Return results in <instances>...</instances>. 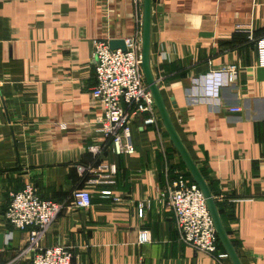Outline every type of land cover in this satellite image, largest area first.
Masks as SVG:
<instances>
[{
    "label": "crops",
    "instance_id": "1",
    "mask_svg": "<svg viewBox=\"0 0 264 264\" xmlns=\"http://www.w3.org/2000/svg\"><path fill=\"white\" fill-rule=\"evenodd\" d=\"M142 3L0 0V210L27 183L62 203L42 244L71 247L80 264H232L228 255L211 257L180 241L172 211L159 201L176 171L188 172L161 118L156 125H143L141 116L130 121L132 154L111 153L99 131L92 41L141 34ZM261 34L264 0H151L152 75L241 264H264ZM230 65L236 78L224 75L217 95H207L205 74ZM95 142L106 147L103 161L116 165L114 184H89L76 167L95 166L87 151ZM79 188L91 194L86 209L73 206ZM108 188L119 201L101 194ZM140 229L150 242L137 243ZM0 237L2 264L27 231L2 220ZM216 253H226L220 242Z\"/></svg>",
    "mask_w": 264,
    "mask_h": 264
},
{
    "label": "built area",
    "instance_id": "2",
    "mask_svg": "<svg viewBox=\"0 0 264 264\" xmlns=\"http://www.w3.org/2000/svg\"><path fill=\"white\" fill-rule=\"evenodd\" d=\"M124 43L125 49L122 50L111 49L107 40L92 41L95 84L90 93L102 106L99 131L109 141L110 151L115 155L134 153L130 136L132 119L141 116L143 125H156L159 119L154 98L141 69V34L135 33L125 39ZM255 46L259 63L264 65V34L255 40ZM224 75L229 80L235 79L237 66L208 71L204 76L207 95H217ZM240 109L239 106L228 108L234 113ZM87 151L93 157L101 158L100 162L95 166L78 164V171L88 175L89 184H114L117 168L115 163L103 161L105 145L95 142L87 146ZM101 194L112 196L113 192L108 188L101 190ZM72 198L73 206L77 209H86L91 204V194L87 189L73 190ZM113 200L119 201V198L113 195ZM159 201L172 211L180 241L211 257L227 256L226 253H216L218 237L205 197L185 171H176L166 190L160 194ZM63 207L62 203L41 198L29 183L11 193L5 209L0 210V221L3 220L16 229L26 230L27 239L2 264H22L24 261H29L30 264H80L74 260L71 247L42 244L46 232ZM139 214H142V210ZM148 242V230L140 229L137 232V243Z\"/></svg>",
    "mask_w": 264,
    "mask_h": 264
},
{
    "label": "water",
    "instance_id": "3",
    "mask_svg": "<svg viewBox=\"0 0 264 264\" xmlns=\"http://www.w3.org/2000/svg\"><path fill=\"white\" fill-rule=\"evenodd\" d=\"M150 4L151 0H143L142 3V23H141V69L144 76L145 83L150 90L155 105L159 114V117L162 120V123L164 125V128L174 146V148L177 150L178 154L180 155L184 165L187 168L188 173L190 174L193 182L199 187V189L202 191L207 208L209 210V213L211 215L216 234L218 237L219 242L224 247L227 255L229 256L230 260L232 261V264H241L238 258V255L236 253V250L234 246L232 245L230 239L228 238V235L223 227V224L220 220L216 204L214 201V198L211 195V192L200 173L199 169L197 168L194 161L191 159L190 155L188 154L186 148L182 144L181 140L179 139L174 126L170 120V117L168 115V112L166 110V107L163 103V100L161 98L158 84L156 83L151 69L149 65V44H150ZM109 47L111 49L120 48L122 50L125 49V43L124 39H110L108 41ZM0 246H1V237H0Z\"/></svg>",
    "mask_w": 264,
    "mask_h": 264
},
{
    "label": "trees",
    "instance_id": "4",
    "mask_svg": "<svg viewBox=\"0 0 264 264\" xmlns=\"http://www.w3.org/2000/svg\"><path fill=\"white\" fill-rule=\"evenodd\" d=\"M261 35H262V34H261ZM261 35H259V36H261ZM259 36H258V37H259ZM258 37H256V39H257ZM89 155L92 157V160L94 161V162H93V165H96V164H98V162H100V159H101V158L93 157L91 154H89ZM186 173H187V176H189V178L192 180L190 174H189L188 172H186ZM200 173H201L202 176L204 177V175H203V173H202L201 171H200ZM192 181H193V180H192ZM224 229H225V231H226V233H227V235H228V237H229V239H230L232 245L235 246V240H233V238L231 237V232H230L229 229H227L225 226H224ZM218 242H219V240H218Z\"/></svg>",
    "mask_w": 264,
    "mask_h": 264
}]
</instances>
